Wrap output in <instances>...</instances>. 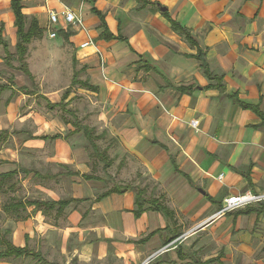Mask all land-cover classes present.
Returning a JSON list of instances; mask_svg holds the SVG:
<instances>
[{"label":"crops","instance_id":"0c3cea01","mask_svg":"<svg viewBox=\"0 0 264 264\" xmlns=\"http://www.w3.org/2000/svg\"><path fill=\"white\" fill-rule=\"evenodd\" d=\"M151 1L191 32L210 72L222 78L224 87H211L215 82L189 57L195 50L151 7L135 11L134 0H106L105 11L97 9L109 31L125 41H99L96 35L94 45L85 48L80 47L88 41L83 36L73 40L80 28L64 25L60 15L51 28L56 36L68 28V41L60 37L101 95L100 139L115 142L110 158L106 155L108 169L118 176L114 186L127 189L94 203L117 198L122 211L133 217L135 191L143 190L145 198L158 199L171 210L172 222H211L223 217L213 214L225 198L264 193V122L238 104L258 107L264 114V0ZM145 65L159 74L145 71ZM180 87L192 90L180 93ZM54 135L61 136L54 141L66 140L63 134ZM74 136L86 142L81 133L68 137ZM238 211L226 216L232 222L264 216L236 215ZM159 215L146 212L133 220L146 222ZM154 231L148 241L160 229Z\"/></svg>","mask_w":264,"mask_h":264},{"label":"rangeland","instance_id":"374dc122","mask_svg":"<svg viewBox=\"0 0 264 264\" xmlns=\"http://www.w3.org/2000/svg\"><path fill=\"white\" fill-rule=\"evenodd\" d=\"M21 1L27 24L31 18H36L43 35L28 46L26 61L34 77L33 82L14 69L17 63H12L13 67L4 64L0 47V85L8 86L0 92V130H7L10 135L0 147V173L21 167L38 173L41 178L18 173L13 180L15 191L7 188L6 193L0 195V237L16 246L27 245L33 252L40 253L48 264H148L157 257L158 264H193L216 258L220 251L224 254L218 258L219 262L213 264H264V216H242L232 222V218L225 214L211 222L192 223L183 220L172 222L159 215V219L137 222L130 213L122 211L117 198L93 202L98 194L118 185V176L114 169L104 171L102 163L89 158L87 143L80 136H66L73 128L68 126L73 121L71 114L58 108L49 111L45 107V98L51 103L60 100L63 92L71 87L75 72H79L78 80H89L86 72L81 70L83 65H73L72 47L58 34L56 38L49 37V33L55 30L48 22V15L50 12L58 16L65 11L72 12L83 24L79 32L73 30V40L83 36L94 45L100 28L98 19L90 10L98 8L103 12L108 3L106 0ZM8 2L0 0V20L5 24L3 36L9 52L13 54L15 34ZM138 6L136 3L135 11ZM97 57L98 65L102 67V56L97 54ZM20 87L26 94L19 91ZM69 98L70 113H74L81 125L92 131V138H97L94 141L96 146L110 158L115 142L99 139L103 129L101 95L75 86L71 88ZM57 133L63 134L66 140L30 139L31 136ZM67 170L94 175L102 182L68 177L65 175ZM260 192L251 194L264 197L263 191ZM13 196L22 200L81 199L82 202L71 204L59 217L54 213H37L26 220L15 221L1 211V204ZM251 205L262 207L264 199L234 211ZM157 228L160 229L159 234L146 244L131 243L145 238ZM174 234L178 237L165 246L164 241ZM177 247L186 257L184 261L178 259ZM0 264L39 263L26 257Z\"/></svg>","mask_w":264,"mask_h":264},{"label":"trees","instance_id":"16d2710c","mask_svg":"<svg viewBox=\"0 0 264 264\" xmlns=\"http://www.w3.org/2000/svg\"><path fill=\"white\" fill-rule=\"evenodd\" d=\"M135 2L139 5L136 10H142L146 8L147 6H151L153 9V12H159V5L155 2H152L151 0H135ZM9 7L13 16V28H14V34H15V44H14V53L11 54L9 52V46L7 41L4 39L3 32L5 28L4 22L0 20V47L3 51V62L7 67H13L12 63H17V67H14V69L21 72L22 75L27 77L30 81L33 82L34 77L30 73L28 69L27 64V54H28V46L31 44L32 41L39 40L42 38L43 30L39 26V23L36 18H31L29 23L27 24L26 16L23 14V7H22V1L21 0H9ZM91 13L98 19L99 21V28L100 33L97 36V40L99 41H125V38H123L120 35L114 36L107 26L105 16L96 8H92ZM160 15L165 18V20L169 23L170 28L173 33L181 37L183 40H185L191 48L195 50L194 55H189L190 58H193L196 60L199 64V69L203 73L204 77L212 82H215L214 85H211L212 88H215L219 91L223 90V84H222V78L213 75L208 67V64L205 60V54L204 52L197 46V42L192 37L191 32L181 26L178 22L173 20L168 12H161ZM59 34L65 38L66 41H68V38L71 36L70 32L68 31V28L63 29L59 31ZM73 65L76 64L75 59H72ZM84 67H82L83 71ZM144 70L149 72L152 71L156 74H159L156 69H154L150 65H145ZM79 72H75L74 77L71 81L70 86L68 87L63 94L61 95V98L59 102L57 103H51L48 99L45 97L46 106L49 111H53L54 109L58 108L60 111L68 114H71L73 121L69 123L73 127V131L67 133V137L74 134V133H81L86 140L87 143V150H88V156L90 159H95L99 163L103 164V170L106 171L111 166V160L108 159L105 152L98 149V147L95 144V140L92 137V131L88 129L87 127L82 126L80 121L76 118L74 113H70V110L67 108L69 105V96L71 94V88L75 86H80L84 89H89L91 91L96 92L97 88L94 86L89 85L88 81H81L77 79ZM169 86V85H168ZM10 88V87H9ZM8 89V86L5 84L0 85V92ZM180 93H186L189 92L191 87L189 88H183L180 87L176 89ZM19 91H23L24 94L25 90L23 87L19 88ZM234 97V96H233ZM239 106L244 109H248L253 111L259 118L261 119V122H264V114L261 113L258 109V107H252L245 104H242L238 102ZM9 133L7 130H0V147L7 142L9 138ZM58 138H61L60 135H53V136H39V137H30L31 140L36 141H54ZM102 138V136H99V139ZM18 173L23 174L24 176H27L29 174H33L36 178H41V176L34 172L30 171L24 168L19 167L18 170H13L7 173H1L0 174V195H3L6 193V189L8 188L9 191H15V185L13 183V180L18 175ZM66 176L69 177H79L86 181H92V180H100L98 177L94 175H84V174H78L71 172L69 170L65 173ZM47 178V177H45ZM249 183V181H248ZM127 189L113 186L110 189L98 194L93 202H99L102 199L107 198L108 196L112 194H122ZM82 201L79 199H68V200H48V201H41V200H22L18 199L15 196H13L11 199H7L4 203L1 204V211L9 218L15 220V221H23L28 219V217L33 216L37 213H40L41 215H47L49 213H54L56 217H59L62 215L63 211L68 208L69 205L74 203H81ZM31 209L30 212L27 210ZM146 212H157L161 214L166 219L170 220L173 218V213L171 210L162 204L158 199L154 198H145V194L143 190H136L134 194V205L133 210L131 213L133 214V217L135 219H138L142 214ZM251 213H257V215H260L264 213V206L262 207H246L245 209L238 211L236 215H249ZM158 231H154L151 234L147 235L145 238L135 241V243H144L148 241V239ZM178 237V234H174L172 237L167 238L164 241V245L171 243L175 238ZM0 262L2 261H9L12 259H19V258H26L31 257L32 260L37 261L39 264H48V262L41 256L40 253H35L32 250L28 248L27 245L20 247L14 245L11 241L7 240L5 237H0ZM177 257L179 260H185L186 257L182 255V249L180 247H177ZM219 256H222V253L218 255V257L214 259H210L206 262H193V264H209L216 262L219 258ZM158 258L154 259V261L148 263V264H158Z\"/></svg>","mask_w":264,"mask_h":264},{"label":"built area","instance_id":"2783aa9c","mask_svg":"<svg viewBox=\"0 0 264 264\" xmlns=\"http://www.w3.org/2000/svg\"><path fill=\"white\" fill-rule=\"evenodd\" d=\"M61 16H62L64 25L69 26V27L72 26V27L82 28V25H83L82 20L76 15H74L72 12L70 11L62 12ZM48 22L51 27H55L59 23V16L53 12H50L48 15ZM55 36H56V31H53L49 34L50 38H54ZM91 44H92V41L88 40L84 42L83 44H81L80 47L85 48ZM190 125L191 127H195L196 123L191 122ZM263 199L264 197L255 196V195H252L251 193H245L241 196H231V197L225 198L221 209L214 216L225 215L229 212H232L244 206L250 205L251 203L259 202Z\"/></svg>","mask_w":264,"mask_h":264},{"label":"water","instance_id":"95a60500","mask_svg":"<svg viewBox=\"0 0 264 264\" xmlns=\"http://www.w3.org/2000/svg\"><path fill=\"white\" fill-rule=\"evenodd\" d=\"M159 11H160V12H165V11H166V8H164V7H159Z\"/></svg>","mask_w":264,"mask_h":264}]
</instances>
